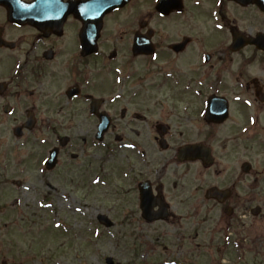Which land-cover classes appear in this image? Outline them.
I'll return each mask as SVG.
<instances>
[{
	"label": "flooded vegetation",
	"instance_id": "obj_1",
	"mask_svg": "<svg viewBox=\"0 0 264 264\" xmlns=\"http://www.w3.org/2000/svg\"><path fill=\"white\" fill-rule=\"evenodd\" d=\"M26 137L39 165L67 139L49 177L69 204L119 182L132 250L264 264V0H0V215Z\"/></svg>",
	"mask_w": 264,
	"mask_h": 264
},
{
	"label": "rangeland",
	"instance_id": "obj_2",
	"mask_svg": "<svg viewBox=\"0 0 264 264\" xmlns=\"http://www.w3.org/2000/svg\"><path fill=\"white\" fill-rule=\"evenodd\" d=\"M32 148L34 143L28 140L23 146V166L21 173H15L10 171L8 178L21 180L23 187L21 189H15L10 184L8 185V205L13 206L11 202L14 197L20 199L19 204L14 210H8L7 221L12 220L14 224L10 228L13 232L12 235H7L8 243L14 241L17 246V261L21 264H107L106 259L111 257L114 259L116 264H143L148 254H144L140 257V260H133L132 253L127 252L122 247H118L112 241V236L104 232V239L101 240V234L97 239H91L92 234H88L87 239H82L81 250L78 248H72L70 241L67 237L61 240L60 233L68 230L67 226L61 227V232H57V229H52V236L50 229L53 227V223H65L70 222L72 225H76L78 228L81 225L80 230H84L88 223L92 221L97 213L94 209H90V216L84 221L81 219H75V214L72 213L71 208L62 200L63 193H66V185L62 182L57 184L58 188L55 192L54 189L48 187L47 179L41 175L40 170L35 167V161L33 158ZM111 187L99 188L98 197L100 200L93 204V206L100 208L99 211L104 212L112 206L111 198L113 194ZM82 195V193H77ZM79 200L78 198H76ZM78 205V204H76ZM56 213V214H53ZM86 222V225H85ZM93 231L96 232L93 227ZM117 231L124 232V226H118ZM116 233V231H115ZM143 238L144 235H143ZM146 240V238H145ZM80 242V241H79ZM77 242V243H79ZM90 243H95L91 245ZM11 245V244H9ZM41 249H43L42 252ZM9 250V247H8ZM36 250L40 252L38 255L33 253ZM56 251V252H54ZM78 251H83L78 254ZM57 253V254H56ZM54 255L56 259L52 260L51 255ZM176 254V253H175ZM180 254L176 256L180 258ZM200 254V256H199ZM173 256V254H169ZM192 257L195 259L196 256L201 257L198 264H213L209 253H196V252H184L182 257ZM203 255V257H202ZM87 257L84 258V257ZM255 253L247 252V264H253ZM9 258V255H8ZM11 258L10 260H12ZM191 259V260H192ZM82 261V262H81ZM162 261V258H161ZM87 262V263H85ZM158 262L157 257H152L150 263ZM159 263V262H158Z\"/></svg>",
	"mask_w": 264,
	"mask_h": 264
}]
</instances>
